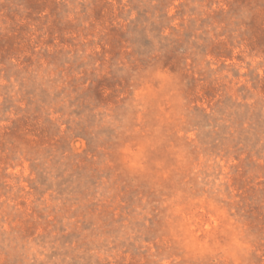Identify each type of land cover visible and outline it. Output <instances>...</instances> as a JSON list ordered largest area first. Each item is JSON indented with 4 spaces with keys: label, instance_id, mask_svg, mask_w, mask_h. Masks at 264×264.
<instances>
[{
    "label": "rangeland",
    "instance_id": "374dc122",
    "mask_svg": "<svg viewBox=\"0 0 264 264\" xmlns=\"http://www.w3.org/2000/svg\"><path fill=\"white\" fill-rule=\"evenodd\" d=\"M0 264H264V0H0Z\"/></svg>",
    "mask_w": 264,
    "mask_h": 264
}]
</instances>
